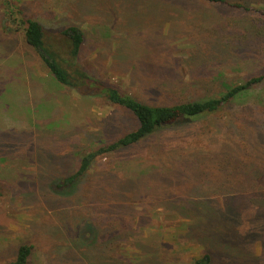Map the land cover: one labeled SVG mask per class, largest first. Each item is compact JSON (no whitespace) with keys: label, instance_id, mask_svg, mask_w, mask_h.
Wrapping results in <instances>:
<instances>
[{"label":"rangeland","instance_id":"1","mask_svg":"<svg viewBox=\"0 0 264 264\" xmlns=\"http://www.w3.org/2000/svg\"><path fill=\"white\" fill-rule=\"evenodd\" d=\"M262 3L0 0V264L21 244L26 264H193L205 252L212 264H264V81L92 158L75 190L56 187L138 125L98 86L166 104L264 74ZM27 18L63 53L62 31L83 30L87 92L53 76L25 40Z\"/></svg>","mask_w":264,"mask_h":264},{"label":"trees","instance_id":"2","mask_svg":"<svg viewBox=\"0 0 264 264\" xmlns=\"http://www.w3.org/2000/svg\"><path fill=\"white\" fill-rule=\"evenodd\" d=\"M206 1L225 3L248 10L251 7L248 4L251 0H242L243 2L238 0ZM259 1L264 4V0ZM258 9H264V7H258ZM22 23L26 42L34 48L58 81L75 89L84 88L85 91V87H91L89 84H95L94 79L78 63L81 45L84 40V32L81 28L70 25L62 31L63 45H66V53H63L62 49L54 43V38L47 35L46 29L38 20L27 18L22 19ZM55 40L57 39L55 38ZM262 81H264V74L255 75L247 78L243 83L226 85L224 91L218 96L166 104H150L116 87L98 86L95 89L99 95H104L111 102L130 110L135 115L138 125L111 143L85 154L78 170L66 175L62 181L57 183L56 187L67 192L75 190L81 180V176L88 171L92 158L100 154L113 152L119 148L135 145L159 130L167 129L168 127L172 128L178 124H186L190 120L193 121L196 118L216 113L224 105L250 91ZM239 200L240 198H237L238 202L241 203L243 201ZM31 249V245L21 244L17 248L16 257L6 264H26L31 254ZM255 259L253 258L252 260ZM193 264H212L211 253L205 252L201 256L196 257Z\"/></svg>","mask_w":264,"mask_h":264}]
</instances>
